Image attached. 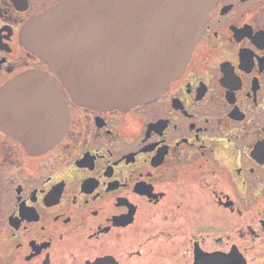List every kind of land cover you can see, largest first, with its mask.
I'll return each instance as SVG.
<instances>
[{
    "label": "flooded vegetation",
    "instance_id": "flooded-vegetation-1",
    "mask_svg": "<svg viewBox=\"0 0 264 264\" xmlns=\"http://www.w3.org/2000/svg\"><path fill=\"white\" fill-rule=\"evenodd\" d=\"M60 0H0V87L49 73L67 127L0 130V264H264V0H211L182 73L128 109L74 104L20 41Z\"/></svg>",
    "mask_w": 264,
    "mask_h": 264
},
{
    "label": "water",
    "instance_id": "water-1",
    "mask_svg": "<svg viewBox=\"0 0 264 264\" xmlns=\"http://www.w3.org/2000/svg\"><path fill=\"white\" fill-rule=\"evenodd\" d=\"M210 7L211 0H60L25 23L20 41L74 104L125 110L182 73ZM67 124V102L48 71L0 87V130L27 150L51 147Z\"/></svg>",
    "mask_w": 264,
    "mask_h": 264
}]
</instances>
